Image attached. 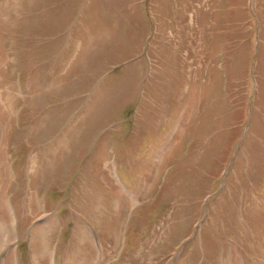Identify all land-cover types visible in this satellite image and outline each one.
<instances>
[{"label": "rangeland", "instance_id": "374dc122", "mask_svg": "<svg viewBox=\"0 0 264 264\" xmlns=\"http://www.w3.org/2000/svg\"><path fill=\"white\" fill-rule=\"evenodd\" d=\"M4 210L11 264H264V0H0Z\"/></svg>", "mask_w": 264, "mask_h": 264}, {"label": "crops", "instance_id": "0c3cea01", "mask_svg": "<svg viewBox=\"0 0 264 264\" xmlns=\"http://www.w3.org/2000/svg\"><path fill=\"white\" fill-rule=\"evenodd\" d=\"M151 156H153V154ZM8 220L9 219L7 218L6 220H3L1 222L0 230H1L2 233L5 232L4 231V227H8ZM49 220H51V219H49ZM39 230L43 233L42 234V238H41L42 245H43L42 246V250L43 251H42L41 255L38 256V258L36 257L37 260H38V261H36V262H38L37 264H41V261L42 260H45L46 261V259H47V252H46L45 248H47L48 246L50 247L51 240L53 239V236H54L52 234L54 233L55 228L52 227V223H49L48 226L45 228V230H43L41 227H38V226L34 227L33 230H32V234H31L32 235V238H33V241L35 240V233H36V231L38 233ZM7 231H6V237L8 238L9 236L7 235ZM73 239H75V238L73 237L72 240ZM36 243L37 242H34V244H36ZM74 247L76 248V245ZM73 249L74 248H73L72 241H71L70 244H69V246H67L65 248V253L68 254L71 251H73ZM72 254H75V253H72ZM92 254H93V251H92ZM93 259H94V257H93ZM93 259H92V257H89V256L81 257V258H79L77 256L74 257V261H76L77 264H88ZM86 260H88V261L86 262Z\"/></svg>", "mask_w": 264, "mask_h": 264}, {"label": "bare ground", "instance_id": "6f19581e", "mask_svg": "<svg viewBox=\"0 0 264 264\" xmlns=\"http://www.w3.org/2000/svg\"><path fill=\"white\" fill-rule=\"evenodd\" d=\"M49 248V247H48Z\"/></svg>", "mask_w": 264, "mask_h": 264}]
</instances>
